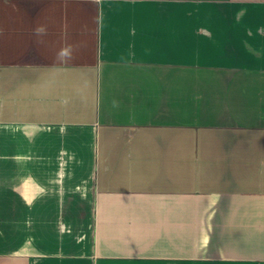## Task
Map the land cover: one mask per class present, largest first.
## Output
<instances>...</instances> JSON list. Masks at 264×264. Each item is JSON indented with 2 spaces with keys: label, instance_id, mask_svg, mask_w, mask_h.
Returning a JSON list of instances; mask_svg holds the SVG:
<instances>
[{
  "label": "crops",
  "instance_id": "obj_1",
  "mask_svg": "<svg viewBox=\"0 0 264 264\" xmlns=\"http://www.w3.org/2000/svg\"><path fill=\"white\" fill-rule=\"evenodd\" d=\"M0 264H264V0H0Z\"/></svg>",
  "mask_w": 264,
  "mask_h": 264
}]
</instances>
